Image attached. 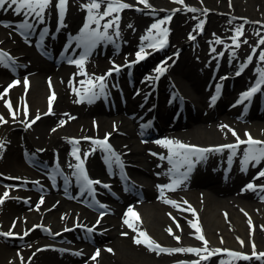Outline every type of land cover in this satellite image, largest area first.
Segmentation results:
<instances>
[{
  "label": "bare ground",
  "instance_id": "6f19581e",
  "mask_svg": "<svg viewBox=\"0 0 264 264\" xmlns=\"http://www.w3.org/2000/svg\"><path fill=\"white\" fill-rule=\"evenodd\" d=\"M72 1L74 2V0ZM148 1L151 5L150 8H145L137 0H121L122 3L128 5L143 7L148 10L145 13L147 15L133 12L128 15L129 9L126 8L123 20L125 22L124 37L128 39V42L125 43L121 51L109 50L105 56H101V58L86 65L83 64L86 71L84 75L79 74L77 70L70 72L62 65H54L37 56L33 49L35 37L32 39L23 38L15 30V25L23 22L24 18L15 15L11 9L0 10V49L3 47L11 49L22 61L20 68L22 77L18 83L13 78L10 68L0 64V95L3 96L2 99L5 102H11L12 112H15V119L13 115L8 116L10 110L3 105L4 101L0 99V116L7 121L0 123V144L3 145L0 148V170L3 173L29 178L39 176L37 172L29 169L24 159L33 145L47 146L48 149L58 146L62 150V157L67 156L69 158L64 150L70 144V138L84 141L86 138L98 137L99 134L94 133L95 131L104 134L112 133L111 142L121 149L128 160L132 163L138 161L144 166L142 172H136L147 184L143 193L149 200L155 197L150 186L152 181H157L161 176L172 175L169 172L171 167L166 160L162 161L160 158L146 153L153 141H141V137L144 135L149 134L148 137L154 135L153 129L165 133L162 135L167 136L169 140L209 147L236 141L237 139H231L235 136L229 129L234 130L240 139L248 138L245 135L248 133L251 137L264 141V112L256 111L253 106L248 109L246 107L248 103H237L236 98L230 93H226L228 95L212 103V97L217 94L215 87H208L205 75L200 71H195L196 57L212 56L213 53H217L220 47L221 49L226 48L225 52L221 50L216 55L218 60L220 59L223 69L234 66L237 62L248 64L247 58L250 54L245 53L239 47L237 48L225 36L228 34V29L234 27V24L226 21L225 18H216L214 9L226 10L243 19L264 22V0H183V3L175 2V0ZM91 2V0H77L73 5L71 4L69 18L72 24L74 22L75 25H78L87 19L88 12L82 5ZM191 7L203 8L202 15L207 16V19L203 20L200 16L197 20L198 17L188 10ZM168 8L180 9L178 16L176 14L174 18L177 20L173 24L172 36L174 43L178 44L177 49H181L179 55H176V52H171L168 59L162 62L161 66L167 68L168 72L160 78H157L158 72H155L151 80L141 85V92L136 95H130L129 91L126 92V105L118 103L116 108H108L105 101L99 98L91 103L86 100L77 102L81 101V94L86 93L88 89L93 91L96 88L99 84L96 78L100 77L98 76L99 73L108 70L110 60L121 57L119 64L122 65L124 61L133 58L138 50L145 45V52H150L149 49L151 48L147 47L149 41H142V37L149 34L153 21L152 12L159 9L165 11ZM186 10L190 13L189 15L186 14L185 17L180 15ZM94 11L97 12V10ZM208 14L210 15L209 20ZM197 22L199 25L202 23L203 27L204 25L207 26L209 35L208 37H206L207 33L204 36L198 35L196 40L203 36L204 42L198 49L191 50L189 37L186 38V33ZM5 24L11 26L5 27ZM40 24L42 28L47 27L44 21ZM157 32L156 29H152L153 36L157 37ZM217 39L222 43H216ZM254 39L257 41V37ZM228 45L236 48H230ZM70 49L73 50L71 47ZM262 51L264 52V50ZM71 52L69 50V53ZM221 53L223 55H220ZM129 56L130 58H128ZM259 56L260 53H257L256 58L259 59ZM27 58L32 62L24 63ZM253 66L252 62L249 63L250 68ZM174 77L178 83L185 80H192L193 82V87L188 89V93H186L187 96H182L189 104L185 116L184 114L176 116L175 107L160 105L162 98L167 102L171 101V104L182 101L183 98H172V95L168 94L169 91L166 90L168 86L172 85V78L174 80ZM25 78L28 81L27 86L24 83ZM95 83L96 86L93 87ZM10 85L14 86L10 88ZM152 89L155 91L152 92ZM88 95H91V92H88ZM50 99L51 102H54L52 106L49 103ZM192 101L197 103L196 108L192 106ZM25 111L27 115H25ZM38 114L40 119H37L35 123L29 122V120H34ZM132 115H137V117L134 118ZM238 115L244 118V121L236 120ZM138 116H146L145 119L149 118V120H138ZM25 123L31 125L26 130L22 129L23 124L26 125ZM184 123L193 125V128L174 130ZM140 124L143 126L139 127ZM146 125L150 128L145 129ZM222 125L228 127L222 129ZM262 146L264 147V145H257V147ZM88 149L90 150L89 147ZM90 166L96 177H103L105 159L100 151L92 156ZM208 168L206 165L197 169L196 181L189 186L187 194L169 191L164 193L162 198L161 193H159V201L148 202L147 200L145 203L139 204L141 205L140 209L135 212L138 214L139 220L130 214L126 215L125 213L123 215L124 210H121L120 205L116 204L110 206L111 213L109 216L100 219L98 215L80 207L74 201H67L52 194L49 188L48 193L43 195L34 194L32 191L26 192L27 195L34 196H31L32 200L38 198L34 205L43 198L46 205L44 204L39 212L33 210L30 205L5 199L0 204V222L2 223L0 230L22 231L23 228H32V225L41 222L50 228H54L51 230L54 234L52 237H56L55 232L63 228L78 224L101 228L104 233L96 237L97 246L94 247L92 253L96 257L90 263L88 255L80 259L71 254L61 256L57 252L49 253L51 250H36L37 245L52 240L50 237L43 236L39 229L33 230L21 243L16 240H6V242L0 243V261L3 263L7 261V264H22L18 260L23 258V264H82L83 262L88 264H179L175 261L199 258L203 264H221V262L223 264H259L260 261L256 259L242 262L240 258L229 256L223 251L218 255L213 254L207 260L201 259V256L208 255L207 252L199 254L175 252L170 254L168 252L150 251L145 244H135L134 237H138V232L129 228L124 221H120L119 217L121 218L123 215L122 220L128 219L140 231L148 230L154 241L165 249L194 247L202 249L204 243L196 237L203 235L208 241L209 250L221 249L241 254L253 253V244H255V252L263 251L264 191L257 188L256 191L249 190L252 195H233L232 186L217 178V168L212 167L209 170ZM252 169L239 171V177L245 178ZM259 169L260 167L256 172ZM254 178V185H264V178ZM182 185L186 184L183 183ZM135 197L134 194H128L125 199L130 200V198ZM253 197H257L261 201L258 202ZM165 199L175 201L179 207L165 203ZM53 204H56L54 209L43 211ZM189 205L191 209L195 210L194 212L188 210ZM14 218L18 219L17 229H12ZM98 219H100L99 224H97ZM190 221L197 223L201 232L197 233L196 229L189 223ZM169 228L180 237L179 242L174 239L173 235L169 234L167 231ZM139 238L141 239V237ZM240 241H243V245ZM99 244H102L103 251L97 255L95 253ZM87 248L90 247L87 246ZM104 248H111L112 250L107 251ZM17 252L21 254L18 255Z\"/></svg>",
  "mask_w": 264,
  "mask_h": 264
},
{
  "label": "snow or ice",
  "instance_id": "6c2138e0",
  "mask_svg": "<svg viewBox=\"0 0 264 264\" xmlns=\"http://www.w3.org/2000/svg\"><path fill=\"white\" fill-rule=\"evenodd\" d=\"M138 3L143 4L145 8H150L151 5L148 3V0H137ZM175 2L183 3V0H175ZM101 4H104L105 11L103 13H99V9L101 7ZM50 6H54L59 9V16L61 18V23H62V18L66 12V7H67V0H58V3L53 5V0H0V10L7 11L11 9L13 13L17 16H23L25 19L23 22L15 25L16 28L25 30V34H30L29 30H33L35 25L31 22H29V17L34 19L37 23H42L44 20V14L45 10L48 9ZM83 8L86 9L88 12V21L89 23H86L84 25V28L81 31V35L79 37H75L73 39L77 40V47H83L84 48V54L80 57L79 60H69V63L76 64L77 66H80L82 68L83 63L85 58L88 56L90 53L91 49L96 46V44L100 40H107V41H112V36L108 34V29L112 28L114 25H116V32L115 35L118 37L119 36V31H118V20L119 16L117 15L114 20L106 22L103 24L102 28L103 31L100 30V21L105 19L106 17L111 16L113 13H118L119 11L132 7L131 5H128L127 3H122L121 0H92L90 4H85L82 5ZM93 10H97V13L94 15ZM189 11H197L195 8H190L188 9ZM177 11H180V9H177ZM171 20V16L167 17V19H161L157 21L156 23L151 25V28L149 29V34L142 37V41H149L147 44L148 48L151 49H156L157 46L159 48H163L164 45L166 44V37L168 34V29L167 28H161V25H164L165 23L169 22ZM94 23L97 25L95 29L90 30V25ZM5 27H10L11 25L5 24ZM199 28L202 29L203 24L201 23L198 25ZM152 29H158L159 32L157 35H162L165 37L163 40H157L156 36L152 35ZM48 34V30L44 29L43 32L40 34V40L43 42L45 35ZM236 37H233V40L236 41L237 37L242 35V26L236 30ZM194 38V37H193ZM216 43H222L219 39L216 40ZM246 43V41H245ZM260 44H264V38H261L259 41ZM237 48L240 46L238 42H236L235 45ZM215 51V49H213ZM255 53V49L253 50V54ZM150 53H146L144 47H141L140 50L136 53L137 56V61L143 60L146 55ZM220 55H223L221 53ZM235 54L233 53V56ZM248 63H251L252 61V56L250 55L248 58ZM260 61L264 62V52L260 53L259 56ZM9 61H12V64H15V61L13 58L7 53L2 50H0V64H3L5 67L9 66ZM247 67V64H242L240 67V70L237 71L236 75H240L241 72L244 70V68ZM166 69L164 67H158L156 71L160 74H163V72ZM112 71L119 72L120 71V66H114L113 69H111L106 76H101L97 77L96 80L99 82V93L92 91L91 89H88L85 93V96L87 97L89 103L93 102L94 99L98 98L100 95L104 94L106 85L104 83L105 79L107 76H110L112 74ZM260 74V79L257 81L256 85L252 87L249 91L243 93L241 95L240 100L237 102L239 104H243L245 101H250L252 96L261 91V85L264 84V70H258ZM81 74H84L83 72ZM158 78V77H157ZM18 83V82H17ZM25 85L27 86V78H25L24 81ZM83 83V82H82ZM89 83H92L89 81ZM14 85H10L9 87L11 88ZM96 85L93 84V87ZM7 92V90H6ZM5 92V94H6ZM88 92H91V95H88ZM217 93L219 94V86L217 87ZM79 94V93H77ZM3 96L0 95V99H2ZM83 99V98H82ZM77 101V102H82ZM217 97L214 96L212 97V103H215ZM51 105V99L49 101ZM6 106L9 108L10 112H12L11 108V102L7 101ZM47 114V113H46ZM13 118L15 119V112H12ZM25 115H27V112L25 111ZM36 119H40L39 114L37 115ZM7 121L4 120L2 116H0V123H6ZM32 123H35V120L32 121ZM63 123V122H62ZM29 127L31 126L30 124L28 125ZM62 126V124H61ZM227 125H222L221 128H227ZM55 131V129H53ZM229 131L232 132L233 136L236 137L237 143L236 144H230V145H222L217 148H200L195 145H187L184 144L180 141H173L169 139L161 140V141H156V143L168 148L170 145H174L175 148L172 149L170 148V154L165 157V156H160V159H167L169 163L172 164V168L169 169V172L174 174L177 178L172 180V183L169 185H163V186H158L161 189V197L163 198L164 195V189H168L169 191H175L177 188H179L185 181L189 179L190 173L193 171V168L196 163H198L201 160L207 159L206 153L209 152H221L223 149H232V154L228 157L229 163L232 161V157L236 155V149L241 145V144H246L248 145L247 148L244 149L243 151V160L241 161L243 167L241 168V171H247V167L250 162H254L253 166L259 165L262 161H264V147H257V145H264V141H259L255 140L251 137L250 134L245 133L246 136H248L247 140H240L239 136L236 134V132L232 129H229ZM74 144H78L79 141H72ZM92 143L96 145L99 149H101L106 155L104 156L105 162L108 164L109 168L112 167L113 163H115L119 168H123V163L120 160V157L117 155V153L112 149L111 144L108 143L107 137L102 140H93ZM3 145L0 144V148H2ZM40 151V150H38ZM92 151H96V148H93ZM79 153V148H75L72 151V155L75 157V159L78 161L77 164L75 165H70V167L75 168V172L73 173L77 177V181L79 183L80 187V195L84 196L85 193L89 197L95 201V189L93 188L94 184H100V181H93L89 179L87 172L85 171L84 168V160L81 159V157L78 155ZM88 153H85V158L87 157ZM153 155H156L153 153ZM177 158V159H174ZM186 166L185 171H181V168ZM56 172L60 175H63L59 171V165L56 167ZM256 178H264V169L260 170L258 173V176ZM51 179L55 183V176H52ZM65 179V184L66 186L70 184V181L68 180L67 177ZM38 183V182H37ZM105 188H108V185H103ZM257 188H260L262 191H264V185H254L253 183H249L246 185L245 190H251V191H256ZM4 196L7 197L8 193L5 192ZM165 203L172 204L175 207H179L178 204H176L175 201L165 199ZM0 203H3V200L0 199ZM40 203H43V198H41ZM95 203L98 205L100 208H105V205L100 204L98 201H95ZM185 203H187L185 201ZM38 210V209H37ZM188 210L195 211L191 209V206L189 205ZM105 213H100V219L103 218ZM132 215L136 217L137 220H139V216L137 213L133 211L132 208L128 209V212L126 215ZM100 219L97 220V224L100 223ZM124 223L128 225L129 228H132L133 231L138 232V237H134V243L137 245L140 244H145L146 247L150 251H159V252H168V253H175V252H192L199 254L201 252H207V256H201L202 260H207L209 259L213 254H219L222 251L226 252L227 255L235 257V258H240L244 260H249L251 257L245 254L237 253V252H231L229 250H221V249H213L209 250L207 245L208 241L204 238L203 235H198L196 238L203 241L204 243V248H173V249H165L162 246H160L158 243H156L154 240H152L144 231H140L132 222H130L128 219L124 220ZM193 228L196 229V232L199 233L201 232V229L197 223L189 222ZM251 223V221H249ZM77 227H83L86 232L92 233L94 231L93 227H87L85 225L78 224ZM177 228H179V225H177ZM65 231H71V229H65ZM170 235H173L174 239H176L178 242L180 240V237L175 235L172 232V229L169 228L167 229ZM28 233L26 232L25 235ZM0 235L4 236H12L13 233L9 231L8 233H0ZM139 237H143V239H140ZM221 243H223V240H221ZM241 245H243V241H240ZM111 251V249H109ZM79 255V253H76ZM97 255H99V252H97ZM252 256H255L257 259L261 260L262 264H264V253H259L257 254L255 252V244H253V253ZM95 258V257H93ZM22 264H23V258H22ZM194 264H199V261L194 262ZM223 264V262H221Z\"/></svg>",
  "mask_w": 264,
  "mask_h": 264
},
{
  "label": "rangeland",
  "instance_id": "374dc122",
  "mask_svg": "<svg viewBox=\"0 0 264 264\" xmlns=\"http://www.w3.org/2000/svg\"><path fill=\"white\" fill-rule=\"evenodd\" d=\"M192 128H193V125L188 124V125L183 126L181 129H183V130H189V129H192ZM3 191H7V190H5L4 188H2V191L0 190V195H1V193ZM3 242H5V241L2 238H0V243H3ZM14 249H16V248H14ZM49 253H51V252H49ZM7 263H8L7 261H5L4 263L2 261H0V264H7Z\"/></svg>",
  "mask_w": 264,
  "mask_h": 264
}]
</instances>
